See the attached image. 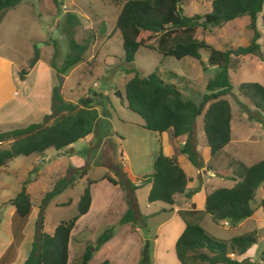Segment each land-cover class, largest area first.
Listing matches in <instances>:
<instances>
[{"label":"rangeland","instance_id":"rangeland-1","mask_svg":"<svg viewBox=\"0 0 264 264\" xmlns=\"http://www.w3.org/2000/svg\"><path fill=\"white\" fill-rule=\"evenodd\" d=\"M121 1L58 0L55 3L52 0H19L14 6L0 10V100L8 97L13 90L15 92L10 96L13 101L25 98L26 85L31 84L34 74L31 72L27 76L19 77L18 71L23 68L27 72V63L34 50H37L38 58L48 65L53 60L55 65L59 66L65 54L70 50L69 40L73 38L76 42L87 41L88 46L82 53L84 62L81 66L71 72L67 70L63 73L67 76L63 83L61 81V94L63 93L62 96L65 97H79V95L90 96L97 93L95 98L97 110L103 116L96 120L90 135L92 136L91 142L87 144L77 140L63 153L53 147H47L40 153L16 155L10 159L7 166H0V248L9 238L5 217L8 216L9 209L14 208L4 201L19 192L23 183L32 203L29 216L19 217L17 215V225L23 226L21 237L23 243L20 253L26 257L31 244L29 241L33 239L37 224L41 223L40 230L47 232L53 225L52 223L57 224L60 220H66L75 213L76 206L72 203V198L80 191V183H76L73 188L67 185L58 193L44 199V193L66 182L70 174L74 175L78 181L79 173L75 175L73 169H70L72 166L77 171L84 167L87 176L92 179L99 178L103 173L109 174V171L114 170L115 167L125 172L129 171L128 167L136 169L137 173L151 170V160L145 151L154 146L160 135L139 126L142 122L141 117L125 106L124 82L131 74L125 73L123 68L133 66L141 75L154 71L165 82L173 83L183 98H190L196 102L206 92L205 84L217 70L216 66L208 64L206 59H203L206 58L207 52L202 49L199 50L200 59H197L189 55L179 58L171 55L161 56L152 49L139 47L134 53L132 62L125 63L121 57L123 51L119 33L116 30L112 31ZM209 1L182 0L181 13L192 15L206 12L209 10ZM262 11H264V0ZM66 13L75 14L76 22L71 27L65 22ZM260 14L261 12L257 13L255 26L259 31L257 42L264 55V26L261 24ZM248 21L247 16H242L235 23L229 20L219 25H210L205 29L198 26L194 36L197 39L203 38L215 48L220 49L244 45L252 34L251 28L247 25ZM147 42L154 45L156 39L150 35ZM236 59L232 58L229 63V68H234L236 63L239 65L234 70L229 69L230 90L224 97L230 105V136L232 138L241 136L240 139H233V150H242L238 151L239 156L241 153L240 160L245 164H250L264 157V128L252 118L257 115V111L249 98L238 92V85L241 82H258L264 85V61L255 56ZM3 60L6 61L4 64ZM106 112L108 115L104 116L103 113ZM262 114L264 118V112ZM196 118L198 120L194 123L193 132L194 128H200L199 136H202L204 140V133L199 122L200 116ZM41 119L40 116L36 121ZM21 122L27 124L33 121L27 117ZM2 124L0 129L3 130L23 126L17 122H3ZM104 136L107 139L103 141ZM228 144L229 142L226 143V147ZM5 145L2 141L1 146ZM111 152L114 163L111 162ZM133 152H138L139 155H134ZM120 154L125 155V159L120 160ZM236 159L232 157V160ZM225 160L226 158L222 159L220 163L222 171L229 170L228 167L223 166ZM233 167L236 169L235 164ZM230 169L233 168L230 166ZM38 171H40L39 174ZM209 184L213 187L229 186L228 180L222 182L217 180V177H212ZM119 185L123 188L122 184ZM208 188L206 184V189ZM102 190L109 196L110 192L114 193L108 187ZM68 195H70L69 202L52 205L56 200L65 201ZM261 197H264V191L256 189L251 203L254 208L251 217L240 224L224 226L220 221H212L208 214H202L196 218V221L208 233L221 239L228 240L232 235L247 232L255 234L256 239L249 245L251 246L250 251L247 252L250 257L240 258V264H264V214L257 205ZM144 206L145 211L152 208ZM98 217L101 219L102 215ZM76 219L71 229L75 226L76 230H80L83 224L81 226V223H76ZM94 223L96 225L97 222ZM92 224L87 226L90 227ZM115 226L116 224L113 228ZM100 227L101 232L103 228ZM16 229L19 230V228ZM94 233L95 227L78 232L79 244H94L96 237ZM145 244L146 241H143L142 249ZM253 245L257 246L254 252H252ZM77 249L78 246L70 243L68 264L75 261ZM12 261L17 263V259L13 258ZM214 264L227 263L216 262Z\"/></svg>","mask_w":264,"mask_h":264},{"label":"trees","instance_id":"trees-1","mask_svg":"<svg viewBox=\"0 0 264 264\" xmlns=\"http://www.w3.org/2000/svg\"><path fill=\"white\" fill-rule=\"evenodd\" d=\"M18 2L19 0H0V10L12 7ZM181 2L182 0H122L112 31L119 33L123 51L121 57L125 63L132 62L139 47L152 49L161 56L171 55L176 58L189 55L200 59L199 50L207 52V63L216 66L217 70L206 82V92L198 102L183 98L173 83L165 82L154 71L141 75L133 66L123 68L125 73L131 74L124 82L125 106L141 117L139 126L157 133L169 130L172 137L185 135L186 139L180 150L195 167H200V157L187 141L197 116H200L201 128L211 158H214L230 139V105L224 95L230 90L228 65L231 58L254 55L264 61V55L257 42L259 31L255 26L259 12L261 24L264 26L263 0H210L208 11L192 15L181 13ZM242 15L248 17L247 25L252 30L248 42L244 45L219 49L203 38L197 39L194 36L198 26L205 29ZM65 20L71 27L76 22L75 14L66 13ZM150 35L156 39L154 45L147 42ZM87 46V41L76 42L70 38V50L65 54L63 62L56 66L53 60L50 61L49 112L43 114L39 121L0 131V141L6 144L0 146V166H7L10 159L16 155L40 153L47 147H66L93 130L98 120V110L95 107L97 93L79 96L77 100L70 101L65 99L60 91L62 74L83 60L82 53ZM37 59L38 52L34 50L27 63V70ZM25 73L26 70L21 68L18 76L22 77ZM238 89L241 95L249 98L257 111V115L252 118L264 128V85L258 82H241ZM233 163L236 169L231 177L232 185L216 186L208 190L202 209L212 221L226 220L229 225H235L249 217L254 209L251 204L254 191L258 187L264 191V157L250 164L236 160ZM84 172L85 168L82 167L77 174ZM72 177L73 175L67 177L66 182L44 193V199L70 184ZM102 178L125 187L127 208L120 215L118 222L130 223L132 226L141 224L144 220V215L136 207L133 194L136 188L150 183L146 201H162L170 207L173 195L184 192L187 182L185 173L175 158L163 154L160 146L152 160L150 172L131 180L122 177L117 180L107 173H103ZM93 181L86 179L76 201L75 213L66 220H60L51 233L41 231V223L37 224L29 252L21 264H66L69 231L75 219L88 208L89 185ZM4 203L12 205L18 216H26L31 203L24 183L20 191ZM257 205L264 214V197L259 199ZM178 213L184 220V227L174 242V254L180 264H240L238 259L231 258L226 253H242L255 241L253 232L232 235L228 240L215 237L206 232L196 220L185 219L181 211ZM112 232V224L105 226L95 237L94 244L85 245L78 259L72 264H90L92 251L110 238ZM96 264L109 263L104 259ZM139 264L151 262L144 255Z\"/></svg>","mask_w":264,"mask_h":264},{"label":"crops","instance_id":"crops-1","mask_svg":"<svg viewBox=\"0 0 264 264\" xmlns=\"http://www.w3.org/2000/svg\"><path fill=\"white\" fill-rule=\"evenodd\" d=\"M210 2V1H209ZM208 2V8H209ZM246 16V15H242ZM242 16L233 18V23ZM220 49V48H219ZM222 49V48H221ZM246 56H254V55H244V56H237L232 57L234 60L243 59ZM256 57V56H255ZM231 58V59H232ZM257 58V57H256ZM206 59V58H203ZM258 59V58H257ZM6 61L3 60V64ZM84 62L77 63L73 67H71L68 72H71L73 69L81 66ZM230 63V62H229ZM239 64L236 63L235 67ZM234 68H229L228 65V73L229 69L234 70ZM50 71L51 68L49 67L48 63L42 61L38 58L35 63L32 65L31 68L27 70L24 76H27L29 73L33 72L34 78L30 85H26V96L21 100H12L10 97L14 94V90L9 94L8 97L3 98L0 100V126L3 125V122L11 123L17 122L18 124H25L21 121L27 117H30L32 121H36L42 117L44 113L49 112V90H50ZM67 74L62 75V83L63 80L66 78ZM62 85V84H61ZM63 94V93H62ZM86 95V94H84ZM64 96V95H63ZM80 96V95H79ZM70 101H75L78 96L76 97H65ZM97 108V105H95ZM103 117L100 113H98V119ZM197 118H195L194 123L197 122ZM200 125H201V121ZM6 124V123H5ZM15 124V123H14ZM95 125V124H94ZM200 129V128H199ZM199 129L194 128V132L190 134L187 138L189 144L193 147V150L198 154L201 161L200 167H195L186 157V154L182 152L180 149L182 148L184 141L186 139L185 135L172 137L170 135L169 130H164L159 133L158 141L154 143V146H151L149 150L147 149L148 157H150L151 163L158 151V147L163 154L167 156H173L178 163V165L182 168L187 178V182L185 185V190L182 193H175L173 195V202L168 207V205L162 201H154V202H147L146 201V194L150 187V183H144L140 187L136 188L133 191L134 197L136 199V207L137 210L144 215L143 218L145 219L144 222L137 225H131L130 223H119L118 219L120 215L124 212L127 208V201H126V189L123 186L117 184H113L107 181L105 178H102V175L99 178L92 179L87 176L86 170L82 174H78V181L75 179L73 175V180L68 186L73 188L76 183H80V191H78L77 195L72 198V203L76 205V201L81 193L84 184L86 183V179H92L93 182L90 183V203L86 211L80 214L77 219L76 223L83 224V228L80 230H76V227L70 229L69 231V238L67 242V259L66 264H68V257L70 254V243L75 244L78 246V249L75 251V261L83 251L85 245L79 244V238L77 237L78 232L89 230L91 227H95L94 236H97L100 233V229L106 224H116L113 228L112 235L106 241H104L97 249L92 251V254L89 259L90 264H96L104 259L108 261L109 264H139L140 260L146 255L151 264H180L174 254V242L176 237L179 235L181 230L184 227V220L182 216L178 213V211H182L183 216L185 219L196 220V218L200 217L203 213V202L205 193L210 190L213 185L209 184L212 180V177H217V180L224 181L228 180L229 186L232 185L233 180L231 177L234 176V167L232 157L237 158L236 161H240L243 163L238 151H242L237 149V151L233 150V139H240L241 136H230L229 144L226 147V144L222 147V151H220L214 158H211L209 155V147L204 142L202 136H199ZM8 130V129H4ZM0 129V131H4ZM92 131L86 134L84 137L78 139L79 141H84L86 144L91 142L92 136H90ZM204 137V136H203ZM103 141L107 139L106 136L102 137ZM77 141V140H76ZM75 142V141H74ZM74 142L68 144L66 147L62 149H58L60 152H65L67 149L72 147ZM227 142V143H228ZM181 144V145H180ZM148 148V147H147ZM57 150V149H56ZM143 152V153H145ZM134 155H139L138 152H133ZM111 162L114 163L113 154L111 152ZM127 156V155H126ZM225 164L223 166L228 167L229 170L222 171L220 168L222 163V159H225ZM103 164V163H102ZM245 164V163H243ZM108 166L106 163L103 164ZM230 166L233 169H230ZM115 167V165H113ZM129 171H121L118 167H115L114 170L109 171V176L113 177L114 179H133L134 177H140L147 172L137 173L136 169L128 167ZM73 172L77 175V170L75 167L72 166ZM134 170V171H133ZM132 172V173H130ZM136 172L137 174H135ZM40 171H38V174ZM69 176H72L71 174ZM68 176V177H69ZM56 177H59L56 175ZM206 184H208L209 188L206 189ZM121 186V187H120ZM108 187L110 191H114V193L110 192V196L105 193L102 188ZM260 191L261 188L258 187ZM263 195V194H262ZM70 195L66 198L65 201L63 200H56L52 203V205H57L61 203L69 202ZM69 199V200H68ZM6 200V199H5ZM68 200V201H67ZM4 201V200H2ZM31 203V202H30ZM32 205V203H31ZM144 205L148 207L151 206L152 208L149 210H144ZM32 206H30L29 214L31 213ZM98 215H102L101 219ZM108 215V216H107ZM107 216V217H106ZM209 216V215H208ZM20 217V216H19ZM106 217V218H105ZM246 217L239 221L237 224L242 223L243 221L249 219ZM210 218V217H209ZM6 225L8 226V239L6 240L5 244L2 248H0V264H21L26 257L25 255H21V246H22V228L23 226L19 227L17 225V214H15L14 208L9 209L8 216L5 217ZM211 219V218H210ZM97 222L94 225V222ZM223 221V220H222ZM222 221L221 224H222ZM115 222V223H112ZM90 223H93L90 227ZM53 225L47 231V233H51L56 223H52ZM229 226V225H228ZM13 228L14 231H13ZM16 228H19L16 229ZM97 230V231H96ZM206 231V230H205ZM15 232V235H14ZM207 232V231H206ZM210 234V233H209ZM254 234V233H253ZM255 235V234H254ZM256 239V236H255ZM32 240L29 241V244ZM146 241L145 252L142 249V243ZM251 246L246 248V252L242 253H232L227 252L226 254L229 255L230 253L233 254V257L236 259L240 258H249L247 252L250 251ZM257 246H252V252L256 251ZM248 249V250H247ZM264 250V248H263ZM251 252V253H252ZM9 253V254H8ZM238 254V256L236 255ZM27 256V255H26ZM9 257V258H8ZM229 257H232L229 255ZM17 259V263L12 261V259ZM101 258V259H100ZM251 260V259H250ZM73 261L72 263H74ZM71 263V264H72Z\"/></svg>","mask_w":264,"mask_h":264},{"label":"built area","instance_id":"built-area-1","mask_svg":"<svg viewBox=\"0 0 264 264\" xmlns=\"http://www.w3.org/2000/svg\"><path fill=\"white\" fill-rule=\"evenodd\" d=\"M1 144H2V141H0V146H1ZM122 158L125 159V155L122 156V155L120 154V160H122ZM222 224H223L224 226H228V225H229V223H228L226 220H223V221H222ZM229 255H230V256H233L232 253H230Z\"/></svg>","mask_w":264,"mask_h":264},{"label":"water","instance_id":"water-1","mask_svg":"<svg viewBox=\"0 0 264 264\" xmlns=\"http://www.w3.org/2000/svg\"><path fill=\"white\" fill-rule=\"evenodd\" d=\"M181 145V144H180ZM146 246V245H145ZM145 246H144V249H143V251L145 252Z\"/></svg>","mask_w":264,"mask_h":264}]
</instances>
